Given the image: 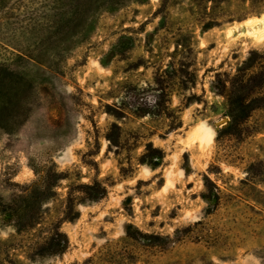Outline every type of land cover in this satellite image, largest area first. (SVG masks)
Masks as SVG:
<instances>
[{
	"label": "rangeland",
	"instance_id": "obj_1",
	"mask_svg": "<svg viewBox=\"0 0 264 264\" xmlns=\"http://www.w3.org/2000/svg\"><path fill=\"white\" fill-rule=\"evenodd\" d=\"M71 5L0 0V62L52 44L28 118L0 132V199L66 175L40 224L0 219V264H264V41L227 36L262 18L264 0L107 4L61 39ZM239 72L257 76L253 110L230 127ZM152 147L162 160L146 157ZM54 232L67 248L40 254Z\"/></svg>",
	"mask_w": 264,
	"mask_h": 264
},
{
	"label": "trees",
	"instance_id": "obj_2",
	"mask_svg": "<svg viewBox=\"0 0 264 264\" xmlns=\"http://www.w3.org/2000/svg\"><path fill=\"white\" fill-rule=\"evenodd\" d=\"M129 0H71L74 9L72 15L65 16L58 21L57 27L65 29L61 39L72 36L76 30L84 23L87 16L93 11H100L105 5L119 7ZM79 15V16H78ZM77 16V17H76ZM51 31L46 36V40L51 35H56ZM38 42L36 45L41 44ZM55 44V43H53ZM52 44L45 45L40 49L37 55H32L30 48L24 49V53L13 55L11 59H4L0 62V132L10 133L13 130L14 123L9 121H26L31 112L30 104L32 103L35 88L44 83L42 75L45 66L46 55L52 49ZM35 47V45H33ZM58 49L54 57L59 58L60 51ZM253 53L252 55H254ZM252 55L243 67H250L255 59ZM40 74L42 77H37ZM256 75H243L241 72L232 76L227 95L228 118L230 127H239L249 117L252 112L253 98L249 95L252 89L253 81H256ZM153 154L152 159L162 160L160 150L150 148L146 154ZM151 159V160H152ZM66 178L62 172L53 171L48 173L40 182L34 183L27 187L22 194H17L10 201L0 199V219L7 218L12 221V225L16 231L20 232L24 229L40 224L45 211L42 209L43 204L57 195L55 189L58 184ZM79 188L86 190V197L89 200L96 201L104 196V189L99 185H80ZM64 213V219L71 222L78 218V211L70 208ZM149 238H157L149 236ZM68 242L64 234L54 232L50 235L46 243L40 247V254L58 255L63 253L67 248Z\"/></svg>",
	"mask_w": 264,
	"mask_h": 264
},
{
	"label": "bare ground",
	"instance_id": "obj_3",
	"mask_svg": "<svg viewBox=\"0 0 264 264\" xmlns=\"http://www.w3.org/2000/svg\"><path fill=\"white\" fill-rule=\"evenodd\" d=\"M235 35H244L258 42L264 41V16L262 18L247 19L238 27L228 28L227 36Z\"/></svg>",
	"mask_w": 264,
	"mask_h": 264
}]
</instances>
